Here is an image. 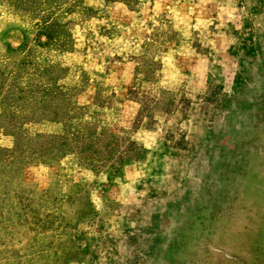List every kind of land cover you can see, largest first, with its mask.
Wrapping results in <instances>:
<instances>
[{"label": "rangeland", "instance_id": "374dc122", "mask_svg": "<svg viewBox=\"0 0 264 264\" xmlns=\"http://www.w3.org/2000/svg\"><path fill=\"white\" fill-rule=\"evenodd\" d=\"M0 264H264V0H0Z\"/></svg>", "mask_w": 264, "mask_h": 264}, {"label": "trees", "instance_id": "16d2710c", "mask_svg": "<svg viewBox=\"0 0 264 264\" xmlns=\"http://www.w3.org/2000/svg\"><path fill=\"white\" fill-rule=\"evenodd\" d=\"M3 1V0H1ZM9 5L17 6L22 9V11L27 12L29 14H38L39 12L46 10L53 4H57L59 6V3L62 0H29L28 3L23 4H16L15 0H7ZM107 1H120L123 2L127 7L133 8L136 7L139 3V0H107ZM64 8V7H63ZM54 25L53 23H51ZM48 25V23H44V26ZM141 100V105L139 110L137 111V114L134 118V120L131 123V129L137 130L140 125L141 121L143 119V115L145 113V110L147 109L148 102H150L151 98L145 96L143 98H139ZM125 132V131H124ZM107 136V137H106ZM106 137L107 139H105ZM104 139V140H103ZM92 145L91 153L94 151H98L100 156L101 155H108L111 153V158L115 162H120L124 157L133 155L135 148V142L131 140L129 137H118L115 134H109L106 133V130L103 131V135L99 134L94 136L89 140ZM137 148H140L139 145Z\"/></svg>", "mask_w": 264, "mask_h": 264}]
</instances>
